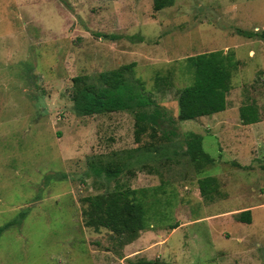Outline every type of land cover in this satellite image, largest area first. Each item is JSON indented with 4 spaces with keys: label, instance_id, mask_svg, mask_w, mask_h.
<instances>
[{
    "label": "rangeland",
    "instance_id": "obj_1",
    "mask_svg": "<svg viewBox=\"0 0 264 264\" xmlns=\"http://www.w3.org/2000/svg\"><path fill=\"white\" fill-rule=\"evenodd\" d=\"M264 0H0V264H264ZM105 36H116V39ZM231 55L226 111L179 120L180 91L195 82L189 59ZM153 106L136 141L133 112L80 116L74 79L97 82L123 66ZM261 122L245 125L242 106ZM203 137L213 163H195L186 135ZM120 167L116 180L95 164ZM214 177L206 201L199 180ZM162 186L177 195L172 220L122 245L85 223L87 197ZM251 210L252 224L239 222ZM22 213L25 215L22 216ZM179 223L175 230L170 225Z\"/></svg>",
    "mask_w": 264,
    "mask_h": 264
},
{
    "label": "trees",
    "instance_id": "obj_2",
    "mask_svg": "<svg viewBox=\"0 0 264 264\" xmlns=\"http://www.w3.org/2000/svg\"><path fill=\"white\" fill-rule=\"evenodd\" d=\"M176 0H152L154 11L172 7ZM235 34L247 39L264 42V31L242 30L233 28ZM116 39V36H105ZM189 67L194 70L195 82L184 87L178 97L179 120L190 121L220 114L227 109V96L232 90L231 80L235 63L231 55L222 56L215 52L190 58ZM134 63L123 66L109 74H101L97 82L86 83L84 78L74 79L73 102L76 113L80 116H93L114 112H133L136 117V141L145 132L147 119L144 110L153 106L151 98L146 96L141 85L133 84L126 78V72ZM240 119L245 125L261 122L259 107L255 104L242 106ZM187 153L198 164H211L213 158L203 148V137L190 133L186 135ZM97 177L116 180L123 173L122 168L106 165L91 166ZM202 197L214 202L219 196V183L208 176L199 180ZM162 186L133 189L116 181L112 191L87 197L89 206L84 210L85 223L96 230L107 229L115 235L122 245H129L139 239L141 233L153 227L156 221L172 220L176 207L177 195L168 196ZM25 215L22 213V216ZM239 222L252 224V212H241ZM14 225L10 222L0 227V237ZM179 223L170 225L171 230ZM154 264L153 262H144Z\"/></svg>",
    "mask_w": 264,
    "mask_h": 264
}]
</instances>
